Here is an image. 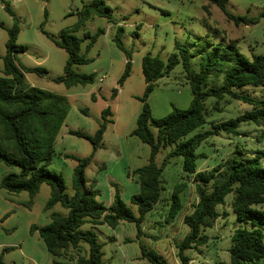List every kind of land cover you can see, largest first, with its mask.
Returning a JSON list of instances; mask_svg holds the SVG:
<instances>
[{
    "label": "rangeland",
    "instance_id": "374dc122",
    "mask_svg": "<svg viewBox=\"0 0 264 264\" xmlns=\"http://www.w3.org/2000/svg\"><path fill=\"white\" fill-rule=\"evenodd\" d=\"M94 0H0V22L6 27L14 24L13 16L5 9L8 4L20 19L18 45L26 46V51L17 54L19 65L28 68L43 67L47 73L25 72L26 81L36 87L65 95L69 101V111L55 144V153L50 168L63 173L66 191L74 194L72 186L73 172L77 161L66 154L80 157L92 155V162L86 169V185L93 179L100 189L99 200L106 205L112 203L115 188L119 184L122 199L138 214L137 206L130 202L134 193L139 191L137 176L132 172L149 162L151 147L132 131L137 125V118L143 103L138 99L145 92L146 82L142 61L147 53L159 55L168 62L176 51V45L189 48L192 63L200 70L201 61L207 50L213 49L218 42L238 39L240 49L247 56L264 52V16L258 23L237 25L233 20L208 0H104L112 9L113 20L103 16H93L76 33L83 37L84 32L92 34L99 29L100 34L92 47L87 48V40L81 43V52L91 59L85 64H78L74 69L80 73H96L91 84H77L67 87L56 79L65 74L68 52L57 46L53 36L67 27L74 26L79 19V11L85 4ZM228 11L234 14L257 16L264 9V0H228ZM121 38L131 58L130 75L122 85L119 79L123 75L128 53L118 47L114 38L119 29ZM8 31L0 26V75L4 71V57L7 53ZM220 50L224 52V46ZM114 89L118 90L113 95ZM239 92L260 94L259 89L243 87ZM193 98L190 83L185 77L182 64H178L168 75L160 78L148 98L153 116L160 118L173 109L187 108ZM213 99L208 100L210 114L208 122L194 130L192 134L212 127L213 122L227 120L251 109V105L239 100L221 101L223 111L211 108ZM111 107L113 119L107 124L103 134V145L96 151L92 143L70 130H80L94 135L103 119L102 112ZM240 130L247 135L241 136L221 133L211 136L197 152L206 157L198 160V170H210L219 162L234 154L253 157L258 149H264V126L253 121L243 122ZM244 154L238 153V150ZM167 150L157 156L162 163ZM0 162V184L5 175L18 171ZM163 198L155 209L149 212L142 224L143 234L138 236L135 222H121L115 228L106 223L84 224V229L96 232L103 244V264H152L142 258V245L163 255L169 264H181L177 243L189 232L184 223L186 214L192 212L198 202L196 183L192 175L182 170V157L175 158L164 170ZM177 182H185L182 192L183 208L170 223L166 222L171 204V194ZM51 187L43 183L29 207L28 191L10 193L0 187V264H51L63 258L51 254L44 240L33 225L43 226L50 222V213H67L68 209L56 204L51 210L45 205L50 197ZM233 194L226 197V203L218 207L220 213L215 225L206 229L211 236L207 245L198 249H188L192 264H223L230 261L229 248L236 228L242 226L231 209Z\"/></svg>",
    "mask_w": 264,
    "mask_h": 264
},
{
    "label": "trees",
    "instance_id": "16d2710c",
    "mask_svg": "<svg viewBox=\"0 0 264 264\" xmlns=\"http://www.w3.org/2000/svg\"><path fill=\"white\" fill-rule=\"evenodd\" d=\"M208 1L221 8L237 25L255 24L264 16V9L257 16L241 15L227 10L228 0ZM5 9L13 16L14 24L6 27L0 22V26L6 28L9 35L4 71L0 75V162L19 170L5 175L0 187L10 193L28 191L30 200L27 205L31 207L41 185L48 183L51 193L45 209L51 210L58 203L68 209L67 213L52 211L49 223L40 227L33 225L31 228L32 233L36 230L39 232L51 254L63 258L54 260L51 264L104 263L103 244L98 235L93 230L83 228L88 222L106 223L113 228L124 221L135 222L138 236H141L146 215L163 198L164 170L175 158L180 157L182 170L193 176L198 193V202L192 212L184 217L189 232L177 243L181 264H192L191 256L186 250L201 251V247L209 243L211 236L206 233V229L213 227L219 217L227 215L226 211L220 213L218 207L226 203L229 194H233L231 209L242 226L235 229L229 248L230 261L223 264H264V149H258L253 157L234 154L210 170H198V160L206 156L197 152L211 136L221 133L247 135L240 130L243 122L253 121L264 126V52L247 56L241 51L238 39L228 42L223 40L213 49L207 50L200 70L195 69L189 48L180 44L176 45V51L170 55L167 63L159 55L152 53L143 57L146 88L144 94L138 97L143 107L132 134L150 145L151 154L147 164L132 172L137 176L140 185L139 191L130 198V202L137 206L136 214L122 199L119 184L112 183L115 192L109 205L99 200L101 191L96 187V179L91 181L89 187L86 185V169L92 162V155H65L77 161L72 180L73 195L66 191L63 173L50 168L57 137L69 111V101L65 95L32 86L26 81L25 72L37 71L45 74L47 69L23 67L17 63V54L26 51V46L17 44L20 19L8 4H5ZM111 11V7L104 0L89 2L79 11V19L74 26L64 28L58 36L52 37L55 44L69 54L64 68L65 74L58 77L57 81L63 82L67 87L95 81L96 73H80L74 66L91 61L81 52V43L87 40L89 49L104 30L99 29L94 34L86 31L83 37L76 33L93 16L113 20ZM121 30H118L114 40L119 48L128 53L121 38ZM223 44L222 53L220 50ZM178 64L183 66L193 98L187 108L174 105L170 113L155 118L148 98L157 81L168 75ZM130 71L131 58L128 53L126 68L119 79V85L123 84ZM243 87L259 89L260 94L239 92L238 89ZM117 93L118 90L114 89L113 95ZM209 99L214 100L211 108L218 112L223 111L220 104L225 99L248 103L251 109L227 120L213 122L211 128L191 135L194 130L208 122ZM111 116V107L108 106L102 112L103 119L94 135L80 130L69 132L89 140L96 151L103 145L107 124L113 121ZM162 150H167V153L159 164L156 159ZM238 153L244 154V151L239 149ZM185 187V182L174 185L166 222L173 221L182 210L181 194ZM141 257L152 264H169L163 255L145 245H142Z\"/></svg>",
    "mask_w": 264,
    "mask_h": 264
},
{
    "label": "crops",
    "instance_id": "0c3cea01",
    "mask_svg": "<svg viewBox=\"0 0 264 264\" xmlns=\"http://www.w3.org/2000/svg\"><path fill=\"white\" fill-rule=\"evenodd\" d=\"M109 204H111V203H109Z\"/></svg>",
    "mask_w": 264,
    "mask_h": 264
}]
</instances>
